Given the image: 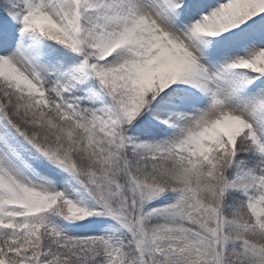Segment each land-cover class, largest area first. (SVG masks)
I'll use <instances>...</instances> for the list:
<instances>
[{
    "label": "snow or ice",
    "instance_id": "snow-or-ice-1",
    "mask_svg": "<svg viewBox=\"0 0 264 264\" xmlns=\"http://www.w3.org/2000/svg\"><path fill=\"white\" fill-rule=\"evenodd\" d=\"M0 264H264V0H0Z\"/></svg>",
    "mask_w": 264,
    "mask_h": 264
}]
</instances>
